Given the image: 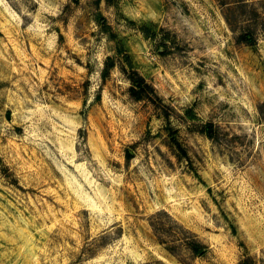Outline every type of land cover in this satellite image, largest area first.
<instances>
[{"label":"rangeland","instance_id":"374dc122","mask_svg":"<svg viewBox=\"0 0 264 264\" xmlns=\"http://www.w3.org/2000/svg\"><path fill=\"white\" fill-rule=\"evenodd\" d=\"M0 264H264V0H0Z\"/></svg>","mask_w":264,"mask_h":264},{"label":"trees","instance_id":"16d2710c","mask_svg":"<svg viewBox=\"0 0 264 264\" xmlns=\"http://www.w3.org/2000/svg\"><path fill=\"white\" fill-rule=\"evenodd\" d=\"M109 4H111L112 0H106ZM238 4V3H237ZM239 5V4H238ZM237 5V6H238ZM237 41L246 45H256L257 44V38L256 36L251 32H240V34L237 37ZM124 72L126 73V77L128 81L130 82V88H129V94L131 98H133L136 101H142V100H152L151 98L155 95V90L150 85L145 78H143L137 71H135L131 67V73L128 74L126 69H124ZM202 133L206 135L208 138L213 139L214 135V125L213 124H206L204 126V130H202ZM193 250L196 252H199L201 249V245L198 243L192 244Z\"/></svg>","mask_w":264,"mask_h":264},{"label":"water","instance_id":"95a60500","mask_svg":"<svg viewBox=\"0 0 264 264\" xmlns=\"http://www.w3.org/2000/svg\"><path fill=\"white\" fill-rule=\"evenodd\" d=\"M200 253L202 252V251H199Z\"/></svg>","mask_w":264,"mask_h":264}]
</instances>
